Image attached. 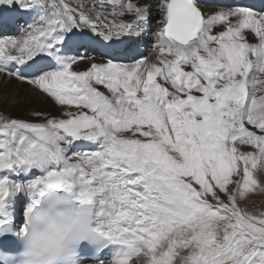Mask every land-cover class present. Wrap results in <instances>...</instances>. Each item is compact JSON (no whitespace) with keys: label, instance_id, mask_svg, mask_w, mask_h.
Segmentation results:
<instances>
[{"label":"snow or ice","instance_id":"1","mask_svg":"<svg viewBox=\"0 0 264 264\" xmlns=\"http://www.w3.org/2000/svg\"><path fill=\"white\" fill-rule=\"evenodd\" d=\"M0 95V264H264V0H0Z\"/></svg>","mask_w":264,"mask_h":264},{"label":"bare ground","instance_id":"2","mask_svg":"<svg viewBox=\"0 0 264 264\" xmlns=\"http://www.w3.org/2000/svg\"><path fill=\"white\" fill-rule=\"evenodd\" d=\"M255 2L259 3L260 0ZM27 89V85L19 86L20 95L9 101L10 110L19 109L18 112L13 111L14 115L19 114L22 116H27L29 109H34L44 113H58V107L51 101L50 98H47L46 96L36 92H28ZM2 102L3 96L0 95V103Z\"/></svg>","mask_w":264,"mask_h":264},{"label":"rangeland","instance_id":"3","mask_svg":"<svg viewBox=\"0 0 264 264\" xmlns=\"http://www.w3.org/2000/svg\"><path fill=\"white\" fill-rule=\"evenodd\" d=\"M250 206H254L257 211L264 210V195L255 197L253 205Z\"/></svg>","mask_w":264,"mask_h":264}]
</instances>
